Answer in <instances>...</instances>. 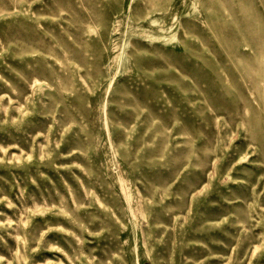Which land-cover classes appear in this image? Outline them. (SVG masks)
Listing matches in <instances>:
<instances>
[{"label": "rangeland", "instance_id": "rangeland-1", "mask_svg": "<svg viewBox=\"0 0 264 264\" xmlns=\"http://www.w3.org/2000/svg\"><path fill=\"white\" fill-rule=\"evenodd\" d=\"M0 264H264V0H0Z\"/></svg>", "mask_w": 264, "mask_h": 264}, {"label": "bare ground", "instance_id": "bare-ground-1", "mask_svg": "<svg viewBox=\"0 0 264 264\" xmlns=\"http://www.w3.org/2000/svg\"><path fill=\"white\" fill-rule=\"evenodd\" d=\"M244 7V6H243ZM173 36H175V35H173ZM127 47H128V43L127 42H125L124 43V46H123V52H122V56H121V61L123 62L124 60H127L128 59V55L126 54V49H127ZM120 61V62H121Z\"/></svg>", "mask_w": 264, "mask_h": 264}]
</instances>
